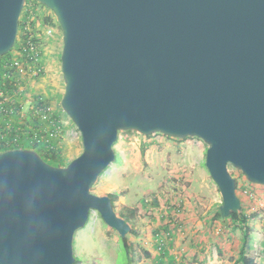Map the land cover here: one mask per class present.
I'll return each mask as SVG.
<instances>
[{"label":"water","instance_id":"1","mask_svg":"<svg viewBox=\"0 0 264 264\" xmlns=\"http://www.w3.org/2000/svg\"><path fill=\"white\" fill-rule=\"evenodd\" d=\"M28 0H0V57ZM62 32L61 108L82 152L66 166L35 150L0 153V264H75L93 212L131 225L92 193L121 132L207 144L223 218L241 211L230 168L264 187V0H35Z\"/></svg>","mask_w":264,"mask_h":264},{"label":"rangeland","instance_id":"2","mask_svg":"<svg viewBox=\"0 0 264 264\" xmlns=\"http://www.w3.org/2000/svg\"><path fill=\"white\" fill-rule=\"evenodd\" d=\"M48 34H52L48 42L50 48L57 43L62 52L61 30L55 27ZM66 138L69 140L66 161L70 162L82 152V143L81 139L74 144L71 137ZM153 141L155 143L142 154L144 142ZM115 149L117 151L115 163L98 179L92 193L99 196L117 193L119 197L115 204L116 212L118 214L123 212L128 216L136 212L133 220L130 222L127 220L132 230L126 237L131 243L134 264H153L152 259L146 256L142 262V256L147 252L144 241L160 233L156 230L162 227L163 220L171 219L174 226L168 237L178 241L170 246L171 259L166 253L169 259L166 260V264L199 262L201 254L197 250L199 247L197 249L195 247L200 246L201 236L187 232L190 225L186 217L194 214L196 219L203 218L204 211L209 207L213 211L217 210L222 198L205 166L207 144L198 138L178 141L161 135L146 139L136 132H121ZM240 184L248 186L250 191L253 187V191L258 192L257 200L253 203L243 194L242 189L238 194L245 211L248 212L247 206L250 203L255 207L253 213L258 214L251 222L254 234L249 254L259 264L262 256L255 255L253 251L262 252V245L264 246L262 239L264 187L252 186L245 177L240 178ZM154 197L158 199V206L151 203ZM144 200L149 201L147 206L143 205ZM123 203L125 206L120 209ZM227 225L220 226L218 233L214 232L211 235V242L221 246L219 254H216L214 249L217 260L221 262L219 264H233L239 256L242 233L240 230L232 232ZM120 242L118 232L108 227L99 213L93 212L88 224L75 235V257L80 260L78 264H129L126 249ZM194 248L197 252H193Z\"/></svg>","mask_w":264,"mask_h":264},{"label":"crops","instance_id":"3","mask_svg":"<svg viewBox=\"0 0 264 264\" xmlns=\"http://www.w3.org/2000/svg\"><path fill=\"white\" fill-rule=\"evenodd\" d=\"M42 18V17H41ZM42 20V19H41ZM55 29V28H53ZM38 36L42 39V48H41V65H42V73L38 76H26V80L20 79L22 81V85L19 87V91L21 92L19 95H16L15 102L16 108L23 110L27 115H29V119L32 125V129H34L35 121L31 119L32 113V102L35 99H41L49 108L52 114V121L56 123L60 127V137H58L54 142V146L57 150L62 152L64 166L65 163H69L66 160L67 149L69 147V140L66 137H71L72 143H77L80 139V135L72 121L67 117V115L63 112L61 108V100L64 94V81L61 70V54L60 47L56 43L53 48H50L48 45L49 39L52 37V34L47 33V29L41 23H38L35 28ZM63 44V43H62ZM26 117V121L28 119ZM3 121L0 120V128L2 127ZM11 124L14 126L16 133L20 136V144L17 148L20 149H33L35 146L34 141L32 140L30 134H25L22 132L24 122L22 121V116H15L12 119ZM23 124V125H22ZM22 125V126H21ZM44 127L46 131L50 130L48 125H44L42 122L39 123ZM55 126H52L54 128ZM30 133V132H29ZM70 142V143H71ZM41 148L40 146H37ZM122 203V201H121ZM222 204V198L220 200V205ZM219 205V206H220ZM125 204H121L120 209H123ZM218 206V207H219ZM216 211H213L210 207L204 211L202 215L203 218L196 219L194 214L191 217H186L189 226V230L187 231L189 234L201 236L200 246L195 247L196 249L199 247V253L201 254L200 261H196L192 264H219L220 261L217 260L215 256L214 249L216 250V254L221 252V246H218L215 243L213 244L211 235L218 233V229L220 226L225 225L223 220H215ZM180 216V215H179ZM170 215H168V218ZM164 219V218H163ZM182 219V217H181ZM172 219L163 220L162 227L160 228V235L167 237V251L166 253L170 255L172 254V249L170 246L173 245V242H177L173 240V238H169V231L173 230V226L171 224ZM224 222V223H223ZM177 223V222H176ZM219 223V225H218ZM178 224V223H177ZM183 224V222H182ZM146 253L143 254L142 262L145 260V256L148 259H152V263L156 264L162 257H159V253L157 251L155 245V236H151V238L146 239L145 241ZM262 245V244H261ZM195 251L197 252L196 249ZM187 251V249H186ZM255 255L261 254V262L259 264H264V246L262 245V252L253 251ZM152 255V256H151ZM165 255L163 258L165 261L168 259V256ZM158 258V260H157ZM169 260V259H168Z\"/></svg>","mask_w":264,"mask_h":264},{"label":"built area","instance_id":"4","mask_svg":"<svg viewBox=\"0 0 264 264\" xmlns=\"http://www.w3.org/2000/svg\"><path fill=\"white\" fill-rule=\"evenodd\" d=\"M50 11V10H49ZM47 11H39L34 5L25 6L22 13L20 22L22 23L21 29L19 27V34L17 42L9 53L0 57V120L3 121L2 127L0 128V146L15 149L20 144V136L16 133L14 126L11 124L12 119L15 116H22L24 122L22 132L30 134L34 144L42 147L43 149L57 150L53 142L60 137V127L52 121V114L50 108L41 100L35 99L32 102V113L31 119L35 121L34 129L27 115L23 110L16 108L15 97L21 92L19 87L22 85L20 79L26 80V76H38L42 73L41 65V48L40 37L36 32L35 28L38 24L36 22L37 17L40 13L45 14ZM51 13V12H50ZM53 28H47V33H51ZM26 117H28L26 121ZM43 123L50 130H44ZM21 125V126H22ZM52 126H55L52 128ZM30 132V133H29ZM20 149V148H17ZM243 190V194L252 200V203L257 200L258 192L250 191L248 186ZM149 202V201H146ZM247 206L248 214L254 212V205L248 203ZM243 206V204H242ZM252 211V213L250 212ZM262 225V239L264 244V216ZM167 237L157 233L155 235V245L159 253L157 264H166L163 258L166 255L167 249ZM145 245V244H144Z\"/></svg>","mask_w":264,"mask_h":264},{"label":"trees","instance_id":"5","mask_svg":"<svg viewBox=\"0 0 264 264\" xmlns=\"http://www.w3.org/2000/svg\"><path fill=\"white\" fill-rule=\"evenodd\" d=\"M29 5H34L40 12L41 11H47L48 12V13L44 12L45 14L40 13L36 19L37 23L42 22V25L46 29L51 28V27L52 28L58 27L60 29V26L57 22V19L55 18V16L53 15V13L51 11H49L47 8H45L43 5H41L40 3H38L35 0H28L26 3V7ZM21 26H22V23L20 22V29H21ZM40 43H42V39H40ZM7 55H10V54H7ZM35 121L38 122V119L35 118ZM157 136H161V134L149 136V137H146V139H151L152 137H157ZM169 139H173V138H169ZM174 140L180 141L179 139H174ZM154 143H155V141L144 142V144L142 145V150H141L142 154H144L146 152V150L150 146H152V144H154ZM15 149H17V148H15ZM8 150H12V148H8V147L6 148L4 146H0V153L8 151ZM31 150L37 151L46 162H48L49 164H51L53 166H56V167H63L64 166V160H63L64 158H63L62 152L59 150H52V149H43L42 150L41 148H38L37 146H35ZM230 172L237 180V191H239L241 189L244 190L246 187L241 186V184H240V178L244 177V175H242L239 171L234 170L233 168H230ZM108 196L112 199L113 206L116 209L115 204L118 200L119 195L117 193H111V194H108ZM154 198L155 199L151 203L154 204L155 206H158L159 205L158 199H157V197H154ZM242 204H243V201H242ZM143 205L147 206V202L145 200L143 202ZM219 208H220V206L216 210L215 220L216 221L223 220L225 222V224H228L227 227L230 228L232 230V232L235 230H240L242 233L239 256L233 262V264H258L256 259L249 254V246H250V243L252 240V236L254 234V227L252 226L251 222L257 217L258 214L257 213L248 214L245 211L244 207L242 206L241 211L234 213L231 215V217L225 219L221 216ZM135 213L136 212L131 214V216H128L127 214H125L123 212L121 214H118V215L120 217L124 218L126 221L128 220L130 222V220H133V218L136 216ZM156 231L158 232V231H160V229H157ZM120 243H122L124 248L126 249L128 259H129V264H134V257H133L131 243H130L129 239L128 238H124V239L121 238ZM79 262H80L79 258H76L75 264H78Z\"/></svg>","mask_w":264,"mask_h":264}]
</instances>
